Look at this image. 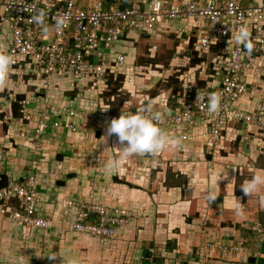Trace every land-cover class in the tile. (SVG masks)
Wrapping results in <instances>:
<instances>
[{"label":"crops","instance_id":"crops-1","mask_svg":"<svg viewBox=\"0 0 264 264\" xmlns=\"http://www.w3.org/2000/svg\"><path fill=\"white\" fill-rule=\"evenodd\" d=\"M197 26L200 23L191 21L163 23L140 39L148 41L155 34L164 38L175 34L183 43L181 52L189 54L191 32ZM9 42V32L0 25V53L7 51ZM127 44L123 49L127 47V58L133 59L136 47L133 42ZM134 80L130 79L129 93L136 88L134 84L140 86ZM261 81L255 83L257 88H253L255 84L248 86L235 107L253 111L263 90ZM142 86L149 88L147 84ZM137 94L145 97L147 93ZM92 123L84 121L76 132H44L37 150L32 142L17 135L22 127L15 131L0 125L4 156V174L0 176L5 175L7 182L34 176L40 207L52 223L47 231L32 230L24 244L19 225L0 206V264H70L72 260L78 264H111L114 260L120 264H264V241L257 244L247 228L254 221L264 222V185L249 196L240 190L253 175H264V132H248L241 123L227 125L216 156L210 160L205 159L206 154L202 156L204 149L195 142L200 141L197 131L195 140L181 143L173 138L177 143L156 156L133 154L125 158L115 136L113 141L106 136L107 127ZM181 147L182 151H178ZM113 159L118 166L106 171L105 163ZM143 161H149L152 168L143 170ZM225 175L227 179L223 178ZM218 176L221 178L216 184ZM230 180L233 181L229 183ZM59 182L63 186L57 185ZM90 197L93 203L121 207L133 214L109 250L100 249L91 237L76 234L64 221L61 202L86 201ZM213 198L222 200L214 202ZM10 207L16 209L15 205ZM218 245H241L243 254L228 255L216 248ZM52 255L55 258L50 260Z\"/></svg>","mask_w":264,"mask_h":264},{"label":"built area","instance_id":"built-area-1","mask_svg":"<svg viewBox=\"0 0 264 264\" xmlns=\"http://www.w3.org/2000/svg\"><path fill=\"white\" fill-rule=\"evenodd\" d=\"M40 11L45 14L42 25L31 20ZM61 16L68 19L63 29L57 30L53 25ZM190 21L201 25L191 32L195 49L206 52L209 46L223 42L227 51L223 58L213 56L209 63L217 83L211 88L186 89L178 94L174 110L159 113L158 126L181 143L194 139L197 131L196 137L205 142L204 154L210 155L211 159L216 156L221 133L227 125L241 123L248 132H264V0L246 3L241 0H0V25L9 32L10 39L3 54L11 57L10 67L28 60L29 65H33V73L40 79L37 97L19 103V119L3 115L0 125L17 129L21 123L35 122L31 135L27 131H17V135L34 141L32 145L37 150L44 132L59 129L76 132L83 127L79 123L84 121L100 126L103 119L109 122L129 114L111 115L102 109L90 112L65 105L53 107L47 100L50 82L62 78L80 82L87 76L98 82L107 69L118 71L124 67L127 47H123L130 39L151 34L163 23ZM241 26L249 32L250 52L235 41ZM248 70L258 71L263 82L258 105L251 112L235 107L248 91ZM212 93L220 98V107L215 114L207 111L208 96ZM33 101L41 105L37 119L31 111ZM6 106L8 100L4 99L0 110ZM137 111L140 110L132 113ZM143 114L151 118L153 112L144 111ZM177 150L182 151V147ZM3 157L0 149V163ZM141 168L148 171L152 166L149 161H143ZM3 170L4 167H0V174ZM36 186L35 177L30 175L21 181L7 182L6 187L0 189V206L19 225L24 244L32 230L47 231L52 226L40 207ZM11 200L19 203L16 209L9 206ZM90 200L91 197L86 201L61 202L65 208L64 221L76 234L91 237L100 249L109 250L118 231L128 225L133 214L121 207H107ZM247 228L254 234L257 244L264 241V222L254 221ZM216 248L228 255L243 254L241 245H218ZM111 264L120 263L114 260ZM135 264L142 263L137 261Z\"/></svg>","mask_w":264,"mask_h":264},{"label":"trees","instance_id":"trees-1","mask_svg":"<svg viewBox=\"0 0 264 264\" xmlns=\"http://www.w3.org/2000/svg\"><path fill=\"white\" fill-rule=\"evenodd\" d=\"M129 41L133 42V46L135 47L137 42H143L145 40L130 39ZM193 41L194 40H191V44L188 46L187 50L189 51V54L185 58V65L188 64V70L181 73L179 76H175V78L180 83V87L173 92L171 90L168 92H163L156 98L155 96H148V98L147 96L140 97L138 95L135 96L132 101L124 99L121 102V105L120 103H115L120 97V94H122V90L128 89L131 82L130 79H132L131 75L133 70L137 69L134 68L133 65L135 57L133 59H128L126 55V63L122 69L118 71L113 68L107 69L102 75V79L98 82L93 81L89 76L83 77L80 82H74L65 78L52 80L47 93V100L48 102L51 100L58 101L60 102V106H71L78 110H87L90 112L94 111L95 109H102L107 114H111L113 109L115 111L114 114L121 112L132 113L133 111L141 109L160 114L170 113L174 110V103L178 94L184 90L192 89L193 91H196L207 89L211 88L213 85H215V83H217V79L213 78L214 71L212 69V65L209 63L213 56L217 55L222 58L225 56V52L227 51L225 43L216 42L214 45L209 46L206 52H203L195 49ZM179 50L182 51L181 48H179ZM154 65V68L158 67V63H156V61L154 62ZM159 68L160 67H158V69ZM32 70L33 65L30 66L28 60L20 61L18 65L9 68L8 73L10 80H13L14 78L17 79V81L23 79L26 80V84L24 86H28L27 91H30V93L29 96H27V91L21 92L20 90L15 93V95H13V99L9 98V93H7V95H1L0 104L2 103V100L7 99L8 106H6L3 110H0V117L7 115L11 119H16L17 104H19L23 99L33 98L38 95L40 79L37 75H35V73H33ZM246 77L247 84L250 86V88L257 81H260V74L256 70H248L246 72ZM253 88H257V85L255 84ZM118 92H120V94ZM10 93H12V91ZM126 94L128 95L129 92L126 91ZM136 97H139V99H136ZM114 103L117 104L116 110ZM103 120L104 121L101 123V126L105 125L107 127L108 122H106L105 119ZM74 121L75 120H73V122ZM30 125L32 126V124L21 123L20 127H22V130L31 134L33 127ZM3 128L7 131L6 126ZM29 128H31V130ZM87 128L85 129L88 133L89 131ZM195 142H198L199 146L204 149L201 150V153L202 156L205 157V142L201 140H195ZM153 154L155 155V153ZM141 156L144 157L146 154H142ZM2 163H4V160ZM21 180L22 179L19 181ZM18 204L19 203L16 200H11L9 202V206H18ZM263 251L264 248L261 250V252Z\"/></svg>","mask_w":264,"mask_h":264},{"label":"clouds","instance_id":"clouds-1","mask_svg":"<svg viewBox=\"0 0 264 264\" xmlns=\"http://www.w3.org/2000/svg\"><path fill=\"white\" fill-rule=\"evenodd\" d=\"M44 12L40 11L34 15L31 20L35 24L42 25L44 22ZM66 16L58 17L55 20L53 27L57 30H62L67 22ZM47 33V28H44ZM235 41L238 44H242L246 50L251 51L252 45L249 42V32L246 27L241 26L235 34ZM11 57L7 54L0 53V81H2L11 66ZM220 107V98L215 94H209L207 100V111L215 114ZM145 109L140 111L129 113L127 115H120L118 118L111 119L108 122L106 128V136H115L117 143L121 145L119 150L122 153V157H128L133 154H146L150 155L163 151L166 147L173 146L177 142L169 137L159 126L158 121L160 120L159 113H153L151 118L145 116L143 112ZM118 166L117 160H109L105 163L104 167L106 171H112ZM218 176L215 179L217 184ZM227 179L225 175L223 177ZM233 180H230L231 183ZM264 185V175H253L250 179L244 181L240 187L241 192L245 196L256 192L258 188ZM214 199V198H213ZM261 203L264 204V197L261 198ZM55 255L49 256V259H54ZM70 264H78V261L72 260Z\"/></svg>","mask_w":264,"mask_h":264},{"label":"rangeland","instance_id":"rangeland-1","mask_svg":"<svg viewBox=\"0 0 264 264\" xmlns=\"http://www.w3.org/2000/svg\"><path fill=\"white\" fill-rule=\"evenodd\" d=\"M181 44H183L182 41L179 39V37L175 36V34L174 35L168 34L166 35L165 38L160 37L158 34H155L152 40L137 42L135 44L136 50L133 51L135 52V55H136L133 65H134V68H137V69L133 70L131 78L138 81L140 83V86H138L137 84L133 85L134 88L136 87L135 89H133L134 94L129 93L127 95L126 94L127 89L122 90L121 92L122 94L118 92L120 94V97L117 99V102L115 103H120L121 105V102L124 99L132 101V99L135 96H138L137 93L139 92L147 93L146 94L147 97L155 96L156 98L158 95H160L163 92H168L170 90L173 92L174 90H177L180 87L179 85L180 83L175 78V76H179L181 73L188 70V64L185 65V62H186L185 58L188 54L185 55V52H181L179 50V47H181L180 46ZM155 61L156 63H158V67H160L159 69L158 67L154 68V66L157 65V64L154 65ZM9 77H10L9 73H7L6 77L2 81H0V96L7 95V93H9L8 94L9 98L13 99V95H15V93H17L18 91L21 90V92H24V91L26 92L28 90V86H24L26 84V80L23 79V80L17 81V79L15 78L13 80H10ZM135 80H134V83H135ZM146 84L149 87L148 90H146V88L142 86ZM151 84L152 86H150ZM11 91L12 93H10ZM29 93L30 91H27L26 95L29 96ZM136 99H139V97H136ZM33 103L34 104L31 105V109H32L31 111L34 114V116H36L38 113V108L40 109L41 105H39L35 101H33ZM49 103L53 104L54 105L53 107L60 106V102L58 101L51 100L49 101ZM19 109H20V105L17 104L16 119H19V116H20ZM116 109H117V104H115V110ZM114 113L115 111L113 109L111 114H114ZM32 125L34 128V124ZM82 125H83V122L80 123V126ZM13 129L16 130L15 127ZM21 131H24V130H21ZM110 139L111 141H113V136L109 137V140ZM24 140L26 141V139ZM115 141H116V137H115ZM2 162L3 161H1L0 163V167H4ZM38 165L39 164H37L36 167H38Z\"/></svg>","mask_w":264,"mask_h":264},{"label":"water","instance_id":"water-1","mask_svg":"<svg viewBox=\"0 0 264 264\" xmlns=\"http://www.w3.org/2000/svg\"><path fill=\"white\" fill-rule=\"evenodd\" d=\"M28 1H30V0H28ZM187 54H188V53H185V55H187ZM61 158H62V157H61L60 155L57 156V159H58V160H61ZM206 159H207V160H210V159H211L210 155H207V156H206ZM63 184H64L63 182H59V183H57V185H60V186H63ZM6 185H7V178H6L5 175H1V176H0V189L6 187ZM221 200H222L221 198H216V199H214L213 201H214V202H221ZM146 257H147V258H150V254H147Z\"/></svg>","mask_w":264,"mask_h":264}]
</instances>
